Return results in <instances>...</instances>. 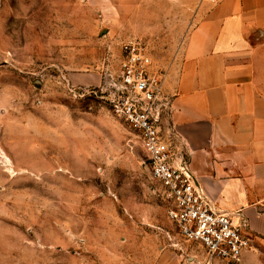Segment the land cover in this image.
Masks as SVG:
<instances>
[{
	"label": "rangeland",
	"instance_id": "obj_1",
	"mask_svg": "<svg viewBox=\"0 0 264 264\" xmlns=\"http://www.w3.org/2000/svg\"><path fill=\"white\" fill-rule=\"evenodd\" d=\"M181 3L0 0V264H208L109 100L125 41L165 73ZM169 113L162 136L180 159Z\"/></svg>",
	"mask_w": 264,
	"mask_h": 264
},
{
	"label": "crops",
	"instance_id": "obj_2",
	"mask_svg": "<svg viewBox=\"0 0 264 264\" xmlns=\"http://www.w3.org/2000/svg\"><path fill=\"white\" fill-rule=\"evenodd\" d=\"M185 1L175 27L183 35L163 84L177 155L215 211L246 221L251 244L240 263L261 264L264 0H199L195 8ZM153 10L161 15L167 3Z\"/></svg>",
	"mask_w": 264,
	"mask_h": 264
},
{
	"label": "built area",
	"instance_id": "obj_3",
	"mask_svg": "<svg viewBox=\"0 0 264 264\" xmlns=\"http://www.w3.org/2000/svg\"><path fill=\"white\" fill-rule=\"evenodd\" d=\"M164 81L165 73L154 66L146 45L136 40L123 42L120 73L109 98L112 110L140 137L151 177L170 203L167 217L181 238L199 244L208 264H238L251 244L246 236L247 223H236L227 214L215 211L188 164L165 144L161 120L169 102L164 96Z\"/></svg>",
	"mask_w": 264,
	"mask_h": 264
}]
</instances>
